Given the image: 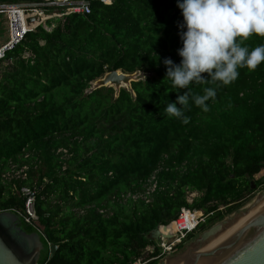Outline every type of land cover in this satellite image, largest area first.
Returning a JSON list of instances; mask_svg holds the SVG:
<instances>
[{"label": "trees", "instance_id": "trees-1", "mask_svg": "<svg viewBox=\"0 0 264 264\" xmlns=\"http://www.w3.org/2000/svg\"><path fill=\"white\" fill-rule=\"evenodd\" d=\"M46 1L56 0L0 4ZM88 1V13L49 19V30L36 26L0 65V211L40 234L38 264H158L157 226L182 208L216 222L241 206L251 182L264 184L254 180L264 168V62L240 69L228 86L191 85L194 95L206 87L217 95L207 112L190 99L184 124L164 113L187 91H172L163 64L181 59L176 0ZM113 70L146 76L131 90L89 91ZM12 166H26V178L3 177ZM152 175L149 203L121 199L143 192ZM24 186L36 190L38 226L22 217ZM189 193L197 194L191 202ZM49 244L58 247L52 258Z\"/></svg>", "mask_w": 264, "mask_h": 264}, {"label": "clouds", "instance_id": "clouds-1", "mask_svg": "<svg viewBox=\"0 0 264 264\" xmlns=\"http://www.w3.org/2000/svg\"><path fill=\"white\" fill-rule=\"evenodd\" d=\"M176 5L183 18L177 24L181 59L175 63L164 58L163 64L172 91H187L167 102L164 113L187 124L184 113L190 99L207 112V102L217 95L212 87L194 95L191 85L228 86L238 79L240 69L254 71L264 62V44L251 49L245 44L253 35L264 38V0H176Z\"/></svg>", "mask_w": 264, "mask_h": 264}, {"label": "water", "instance_id": "water-1", "mask_svg": "<svg viewBox=\"0 0 264 264\" xmlns=\"http://www.w3.org/2000/svg\"><path fill=\"white\" fill-rule=\"evenodd\" d=\"M29 23L34 18L27 20ZM137 74L113 70L96 80L89 91L101 87L131 90ZM251 182V189L254 188ZM157 226L151 232L154 240L173 241ZM49 244V258L57 250ZM43 243L38 232H27L19 216L12 211H0V264H38ZM159 264H264V191L252 197L232 213L212 224L195 238L178 256L167 257Z\"/></svg>", "mask_w": 264, "mask_h": 264}, {"label": "built area", "instance_id": "built-area-1", "mask_svg": "<svg viewBox=\"0 0 264 264\" xmlns=\"http://www.w3.org/2000/svg\"><path fill=\"white\" fill-rule=\"evenodd\" d=\"M104 3L110 2V0H99ZM43 12V13H40ZM89 1L88 0H56L46 1L41 4H0V24L5 25L6 38L0 42V65L6 54L13 50V48L24 40L26 34L32 31L36 26L42 25L46 30H49L45 26V22L54 17H63L69 13H88ZM34 18L33 22L27 20ZM27 167L22 166L20 169H16L12 166L11 170L4 174L3 177L7 179L20 178L25 179L27 176ZM156 189L155 175L148 180L145 190L140 193L131 194L127 193L121 196L123 201L128 198L132 200L141 199L145 203H149L151 195ZM24 197V209L22 217L25 222L38 226V216L35 211V192L36 190L29 186H24L20 190ZM205 216L202 211L189 210L182 208L180 210L178 219L172 221L167 226L172 225L171 235L173 241L169 244L164 239H160L157 243V247L160 253L154 257L160 258L165 253H170L174 246L180 245L187 236L194 232L199 224L204 222ZM161 226V225H160ZM138 260L137 262H139ZM135 262L134 264H136Z\"/></svg>", "mask_w": 264, "mask_h": 264}, {"label": "rangeland", "instance_id": "rangeland-1", "mask_svg": "<svg viewBox=\"0 0 264 264\" xmlns=\"http://www.w3.org/2000/svg\"><path fill=\"white\" fill-rule=\"evenodd\" d=\"M0 33H1V26H0ZM5 59V58H4ZM3 59V61H4ZM135 74H137L138 79H144L145 78V74L143 72H134ZM133 74V73H132ZM93 84V83H92ZM127 88V87H126ZM115 89V88H114ZM118 89H115V92L118 93ZM264 177V168L254 176V180H258L260 178ZM255 185V184H254ZM262 191H264V184L260 185V186H254L253 191L248 195V197L242 202L245 203L246 201H248L249 199H251L252 197L256 196L257 194L261 193ZM197 194L196 193H189L188 194V201L191 202V200L196 197ZM241 204V205H242ZM224 206H220L219 209H223ZM225 217V216H224ZM217 222V221H216ZM215 222L212 223H208L207 221V216H205L204 222H202L201 224H203L204 229H201L202 226H200V228H198L195 232L194 235L192 237H188L186 238L180 245L174 246L172 248V250L170 251V253H165L162 257H160L158 259V264L161 260H165L167 259V257H174V256H178L180 255L182 252H184L188 246H190L192 244V242L195 240V238H197V236L199 234H201L204 230L208 229L212 224H214ZM200 225V224H199ZM173 226H168L165 229H161V231L163 232V234H171ZM157 243L160 242L159 240H155ZM152 251V246H149L148 248H146L143 257H145L148 253H151ZM145 262L140 260L139 262H137L136 264H144Z\"/></svg>", "mask_w": 264, "mask_h": 264}, {"label": "crops", "instance_id": "crops-1", "mask_svg": "<svg viewBox=\"0 0 264 264\" xmlns=\"http://www.w3.org/2000/svg\"><path fill=\"white\" fill-rule=\"evenodd\" d=\"M5 38H6L5 25H1L0 42H2L3 40H5Z\"/></svg>", "mask_w": 264, "mask_h": 264}, {"label": "bare ground", "instance_id": "bare-ground-1", "mask_svg": "<svg viewBox=\"0 0 264 264\" xmlns=\"http://www.w3.org/2000/svg\"><path fill=\"white\" fill-rule=\"evenodd\" d=\"M40 13H43V12H40ZM169 226H171V225H169ZM168 227V226H167ZM162 232V231H161ZM163 233V232H162Z\"/></svg>", "mask_w": 264, "mask_h": 264}, {"label": "flooded vegetation", "instance_id": "flooded-vegetation-1", "mask_svg": "<svg viewBox=\"0 0 264 264\" xmlns=\"http://www.w3.org/2000/svg\"><path fill=\"white\" fill-rule=\"evenodd\" d=\"M152 249H153V248H152ZM152 251H153V250H152ZM152 251H151V252H152Z\"/></svg>", "mask_w": 264, "mask_h": 264}]
</instances>
